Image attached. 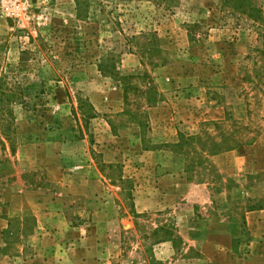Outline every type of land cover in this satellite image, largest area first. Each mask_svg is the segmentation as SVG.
<instances>
[{"label":"rangeland","instance_id":"obj_1","mask_svg":"<svg viewBox=\"0 0 264 264\" xmlns=\"http://www.w3.org/2000/svg\"><path fill=\"white\" fill-rule=\"evenodd\" d=\"M23 1L25 21L0 12V264H264L244 220L264 210V0L258 19L223 0Z\"/></svg>","mask_w":264,"mask_h":264},{"label":"crops","instance_id":"obj_2","mask_svg":"<svg viewBox=\"0 0 264 264\" xmlns=\"http://www.w3.org/2000/svg\"><path fill=\"white\" fill-rule=\"evenodd\" d=\"M4 26H7V23L4 19H2L0 17V30H2ZM17 197H19V199H18L19 204L17 206H15V220H17L20 223L18 225L21 228V227H23L22 220H23V215H24V214L22 215V213H25V214L31 213V210L33 209V207L37 205V201L30 202L31 204H33V205H31L29 203V201L27 200L30 197L27 192H24V193H22V195L17 196ZM142 199H143V203L145 204V206L142 208L141 212L143 210L147 209V206L149 204V201H148L146 195H144ZM18 211H20V213H18ZM41 214L42 215L48 214L51 216V213L45 214V212H43ZM192 214H193V211H192ZM18 215H22V216L19 218ZM55 216H57V218H56L57 220H59V221L61 220V222H62V217L60 214L55 212L53 217H55ZM244 220H245V225L249 229L262 227V226H264V210L247 211L244 214ZM65 225H67V221H66ZM8 226H9L8 217H6L4 215H0V233L5 232V230L8 228ZM71 230H73V229H71ZM29 236H30V232L29 233L27 232V237H29ZM29 245H30V243H29V241H27L25 246H22V250L24 252H26V250H28V248H29Z\"/></svg>","mask_w":264,"mask_h":264},{"label":"trees","instance_id":"obj_3","mask_svg":"<svg viewBox=\"0 0 264 264\" xmlns=\"http://www.w3.org/2000/svg\"><path fill=\"white\" fill-rule=\"evenodd\" d=\"M158 1L160 3H167L166 0H158ZM223 1L226 4H229V5L233 6V8L239 9L241 12H244L245 14L247 13V15H251L252 16V14H255V16H253V17H255V18L258 17V14H259L258 11L255 8L251 7V5H250L248 0H223ZM10 93L11 92L9 90H7L6 87L0 85V105L3 102V98L6 101H8V99L10 98ZM189 140H192L191 137H185L183 135H180L179 136V142L177 143L176 147L180 148L183 144L188 143ZM236 146H238V144H235L233 146H225V148L222 146L223 147L222 148L221 145L213 143L212 147L209 150V152L211 154H214L217 151V150H214V149H221V148L223 150H225V151H229V150L234 149ZM218 147H220V148H218Z\"/></svg>","mask_w":264,"mask_h":264},{"label":"built area","instance_id":"obj_4","mask_svg":"<svg viewBox=\"0 0 264 264\" xmlns=\"http://www.w3.org/2000/svg\"><path fill=\"white\" fill-rule=\"evenodd\" d=\"M0 12L5 17L15 19L17 21L26 20L28 17V6L23 0H0Z\"/></svg>","mask_w":264,"mask_h":264}]
</instances>
